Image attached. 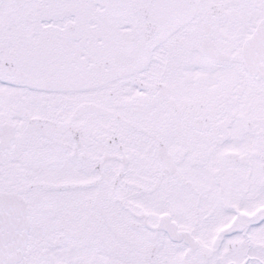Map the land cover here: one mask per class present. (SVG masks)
<instances>
[{"label": "snow or ice", "instance_id": "1", "mask_svg": "<svg viewBox=\"0 0 264 264\" xmlns=\"http://www.w3.org/2000/svg\"><path fill=\"white\" fill-rule=\"evenodd\" d=\"M0 264H264V0H0Z\"/></svg>", "mask_w": 264, "mask_h": 264}]
</instances>
